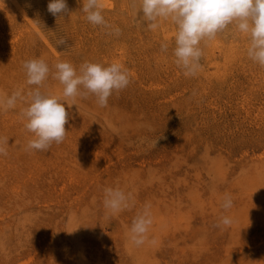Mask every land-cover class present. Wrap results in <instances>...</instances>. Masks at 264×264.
<instances>
[{"label":"rangeland","instance_id":"rangeland-1","mask_svg":"<svg viewBox=\"0 0 264 264\" xmlns=\"http://www.w3.org/2000/svg\"><path fill=\"white\" fill-rule=\"evenodd\" d=\"M101 2L119 36L87 21L85 0H66L59 17L49 0H0V97H26L0 110L9 140L0 264H264V68L247 56L249 38L232 24L201 41V68L186 77L170 19L150 30L139 0ZM36 58L50 69L40 90L66 100L68 112L64 141L45 151L27 150L33 134L22 116L36 87L22 65ZM60 61L78 74L85 62H117L130 84L106 107L91 94L66 98L54 78ZM107 187L131 193V206L110 215ZM146 204L153 222L136 246L129 230ZM222 216L233 223L214 227Z\"/></svg>","mask_w":264,"mask_h":264},{"label":"clouds","instance_id":"clouds-1","mask_svg":"<svg viewBox=\"0 0 264 264\" xmlns=\"http://www.w3.org/2000/svg\"><path fill=\"white\" fill-rule=\"evenodd\" d=\"M139 4L142 18L150 30L158 28L161 18L170 19L177 26L173 55L176 65L186 77H195L201 68L203 50L200 42L214 39L232 24L249 38L247 56L264 68V0H139ZM102 9L101 0H85L82 10L88 22L110 30L109 34L119 36L121 29L105 20ZM47 10L57 17L69 12L66 0H49ZM60 43L63 44L64 41L61 40ZM167 49L168 44L161 45V51L166 52ZM22 66L26 71L27 84L36 86L27 93L30 98L28 106L22 109V116L26 120L25 128L33 134V138L27 143V150L45 151L53 142L60 144L66 137V100L40 90L50 72L43 59H28ZM54 67V78L63 85L64 97L86 98L91 94L96 97L100 107L107 106L113 92L123 90L130 84L127 69L117 62L108 66L85 62L80 66L79 74L67 61L57 62ZM25 100L21 90H16L11 95L0 97V110L15 108L18 101ZM8 144L7 137H0V155H7ZM131 200V193H126L119 187H107L103 190V205L110 215L129 208ZM232 206L231 195L225 194L221 207L228 210ZM150 207L146 204L132 220L129 238L136 246H141L148 240L147 233L153 222ZM232 223L229 216H222L213 226L227 227ZM151 242L155 243L154 240Z\"/></svg>","mask_w":264,"mask_h":264}]
</instances>
